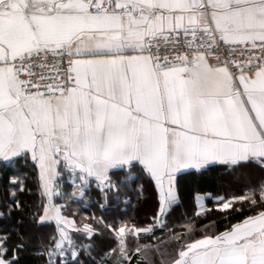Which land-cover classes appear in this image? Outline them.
Here are the masks:
<instances>
[{
  "label": "snow or ice",
  "instance_id": "1",
  "mask_svg": "<svg viewBox=\"0 0 264 264\" xmlns=\"http://www.w3.org/2000/svg\"><path fill=\"white\" fill-rule=\"evenodd\" d=\"M0 264H264V0H0Z\"/></svg>",
  "mask_w": 264,
  "mask_h": 264
},
{
  "label": "trees",
  "instance_id": "2",
  "mask_svg": "<svg viewBox=\"0 0 264 264\" xmlns=\"http://www.w3.org/2000/svg\"><path fill=\"white\" fill-rule=\"evenodd\" d=\"M139 183V182H138ZM28 184L31 187L32 186V180L29 177ZM242 185L240 184H234V183H228V182H221L217 181L215 179H210L207 181H202L199 184L188 182L185 183L182 187V196L184 198V206L188 209L189 214H191L192 204L194 201V198L199 196H216V195H239L241 192ZM68 190H71L70 187ZM130 195L133 197V206H130L128 211L129 213L138 216V218L143 219L146 215L150 214L153 210L151 201L144 203L141 202L138 206L136 205V199H135V192H131ZM27 198V197H26ZM205 201V200H204ZM207 203L211 204V200H208ZM95 209H88V211H94ZM99 215V213L97 212ZM109 218L111 215V210L108 213ZM180 219V211L178 210L176 213L173 214L172 217H170L171 221H177ZM212 221H216L215 224H212ZM204 224H209L211 227H222L224 221L221 220V218L215 214L212 213L209 216L208 220L202 221Z\"/></svg>",
  "mask_w": 264,
  "mask_h": 264
},
{
  "label": "crops",
  "instance_id": "3",
  "mask_svg": "<svg viewBox=\"0 0 264 264\" xmlns=\"http://www.w3.org/2000/svg\"><path fill=\"white\" fill-rule=\"evenodd\" d=\"M200 197H201V201L204 202L206 196H200Z\"/></svg>",
  "mask_w": 264,
  "mask_h": 264
}]
</instances>
